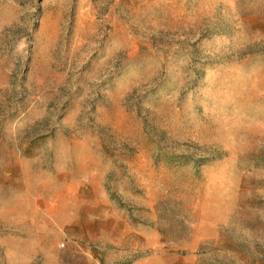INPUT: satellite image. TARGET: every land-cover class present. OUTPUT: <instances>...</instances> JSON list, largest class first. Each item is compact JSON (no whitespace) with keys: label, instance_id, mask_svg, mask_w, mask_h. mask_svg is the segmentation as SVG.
<instances>
[{"label":"rangeland","instance_id":"obj_1","mask_svg":"<svg viewBox=\"0 0 264 264\" xmlns=\"http://www.w3.org/2000/svg\"><path fill=\"white\" fill-rule=\"evenodd\" d=\"M0 264H264V0H0Z\"/></svg>","mask_w":264,"mask_h":264}]
</instances>
